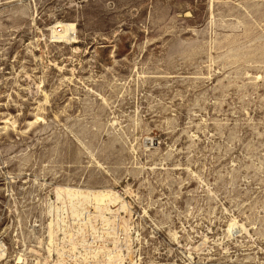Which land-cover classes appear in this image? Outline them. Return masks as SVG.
<instances>
[{
	"label": "rangeland",
	"instance_id": "1",
	"mask_svg": "<svg viewBox=\"0 0 264 264\" xmlns=\"http://www.w3.org/2000/svg\"><path fill=\"white\" fill-rule=\"evenodd\" d=\"M0 264H264V0H0Z\"/></svg>",
	"mask_w": 264,
	"mask_h": 264
},
{
	"label": "bare ground",
	"instance_id": "2",
	"mask_svg": "<svg viewBox=\"0 0 264 264\" xmlns=\"http://www.w3.org/2000/svg\"><path fill=\"white\" fill-rule=\"evenodd\" d=\"M75 29L76 28H75L74 24L64 23V22L63 23L57 22L53 27L50 28V30L52 31L53 38L56 40L57 43H59L63 40H66L69 43H75L76 42V40H75L76 30ZM104 195L106 196V194H104ZM18 260H20V259H18Z\"/></svg>",
	"mask_w": 264,
	"mask_h": 264
}]
</instances>
